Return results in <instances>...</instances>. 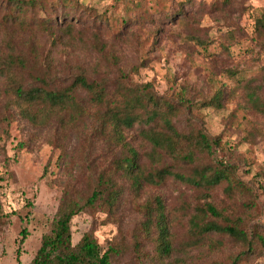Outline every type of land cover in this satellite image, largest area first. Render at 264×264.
<instances>
[{"label":"trees","instance_id":"trees-1","mask_svg":"<svg viewBox=\"0 0 264 264\" xmlns=\"http://www.w3.org/2000/svg\"><path fill=\"white\" fill-rule=\"evenodd\" d=\"M235 2L112 0L101 9L84 0H0V126L18 115L34 127L55 122L70 130L91 116L83 148L94 151L103 144L89 162L96 169L94 185L82 197L73 188L64 189L53 229L43 236L30 264H111L123 247L113 243L103 249L92 232L73 245V220L103 211L108 222H120L126 193L142 216L134 249L148 264H199L229 241L244 248L230 264L244 255H264V234L259 226L249 227L256 205L253 188L239 178L236 163L220 157L222 135L211 134L196 113L198 107L221 110L235 97L244 109L264 116V66L234 86L218 80L211 96H193L187 82L169 94L158 92L151 81H134L132 73L149 65V55L123 65L122 46L139 38L132 28L153 27L146 31L149 53L162 45L165 29L185 32V42L199 53L213 41L212 29L200 26L201 16L207 11L225 15ZM39 32L49 34L50 47L39 42ZM103 32L114 41H106ZM218 38L222 52L233 58L235 32ZM252 39L264 50V11L255 19ZM68 42H82L86 53L97 54V63L91 69L68 63ZM223 72L238 75L237 70ZM99 158L107 162L103 169L92 164ZM168 183L184 185L194 195L182 193L170 205L158 190ZM219 188L229 204L216 201Z\"/></svg>","mask_w":264,"mask_h":264},{"label":"rangeland","instance_id":"rangeland-1","mask_svg":"<svg viewBox=\"0 0 264 264\" xmlns=\"http://www.w3.org/2000/svg\"><path fill=\"white\" fill-rule=\"evenodd\" d=\"M84 1L101 9L112 3V0ZM263 11L264 0H237L231 8H227L225 15L204 12L200 26L212 29L213 41L199 53L185 42V32L179 31L178 34L173 31L169 34V29H165L160 36V42L165 47L157 45L156 50L149 53L151 39L147 41L146 31L153 27L136 26L130 31L136 32L139 38L133 44L122 46L123 65L130 67L138 58L149 55L152 59L149 65L141 67L138 73H132L134 81H151L158 92L169 94L173 91L178 93L187 82L191 88L189 95L211 96L218 80L223 79L234 86L239 80L262 71L264 50L255 45L252 37L255 19ZM230 31H234L236 36L231 46L233 58L222 52L218 38L220 33ZM37 37L46 47L52 45L48 33L39 32ZM103 38L111 42L113 35L103 32ZM81 44H65L69 46H66L64 58L70 64H82L91 69L97 63V54L86 53V46ZM225 69L237 70L238 75L227 76L223 72ZM59 70L61 77H65L62 65ZM80 96L85 99L86 93L81 91ZM241 104L239 98L232 97L221 110L198 107L196 113L211 134L222 135L220 157L236 163L239 178L253 188L256 205L249 227L259 226L264 234V116L244 109ZM92 124L90 116L70 130H61L55 122L38 128L16 115L10 125L4 123L0 126V264H30L43 236L53 229L64 189L73 188L74 194L82 197L94 185L96 169L90 167L89 162L103 150V144H96L94 151L92 148L86 150L82 145ZM95 163L97 169H103L107 164L100 158L92 162ZM158 190L170 205L182 193L194 195V191L184 185L173 183ZM214 196L218 203L225 200L224 203L229 204L220 188ZM243 200L240 196L238 203ZM118 216L121 221L113 223L108 222L103 211H88L76 216L72 225L73 245L78 244L86 232H92L103 249L113 243L123 247L112 257L111 264H148L147 260L137 256L134 249L133 234L142 216L134 208L129 193L123 197ZM24 230L26 234H23ZM243 250L242 244L229 241L216 253L208 254L199 264H230L232 258ZM206 254L205 250L201 256ZM238 264H264V255H244Z\"/></svg>","mask_w":264,"mask_h":264}]
</instances>
